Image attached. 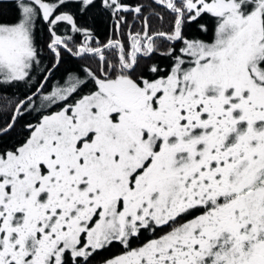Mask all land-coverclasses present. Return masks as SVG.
<instances>
[{
    "label": "snow or ice",
    "instance_id": "obj_1",
    "mask_svg": "<svg viewBox=\"0 0 264 264\" xmlns=\"http://www.w3.org/2000/svg\"><path fill=\"white\" fill-rule=\"evenodd\" d=\"M0 101V264H264V0H0Z\"/></svg>",
    "mask_w": 264,
    "mask_h": 264
},
{
    "label": "flooded vegetation",
    "instance_id": "obj_2",
    "mask_svg": "<svg viewBox=\"0 0 264 264\" xmlns=\"http://www.w3.org/2000/svg\"><path fill=\"white\" fill-rule=\"evenodd\" d=\"M133 3L137 2V0H133L132 1ZM139 2H147V4H151L152 3V0H139ZM158 11H162L161 9H157ZM146 14H147V11H146ZM129 20H131V17H129ZM167 22V16L165 14V23ZM151 23H152V26L153 28H156V27H159V21L156 19V18H152L151 19ZM99 39L101 40H105L106 39V34H102V35H99ZM113 251H115V249H113Z\"/></svg>",
    "mask_w": 264,
    "mask_h": 264
},
{
    "label": "trees",
    "instance_id": "obj_3",
    "mask_svg": "<svg viewBox=\"0 0 264 264\" xmlns=\"http://www.w3.org/2000/svg\"><path fill=\"white\" fill-rule=\"evenodd\" d=\"M132 1H133V0H132ZM141 3H144V4H146L147 2H141ZM102 34H104V35H105V33L101 32V33H100V35H102ZM0 103H3V101H0Z\"/></svg>",
    "mask_w": 264,
    "mask_h": 264
}]
</instances>
